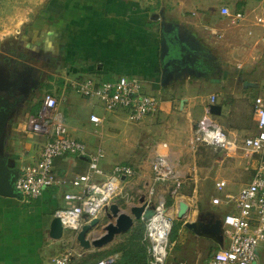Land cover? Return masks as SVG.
<instances>
[{
  "label": "crops",
  "instance_id": "0c3cea01",
  "mask_svg": "<svg viewBox=\"0 0 264 264\" xmlns=\"http://www.w3.org/2000/svg\"><path fill=\"white\" fill-rule=\"evenodd\" d=\"M22 3L21 7L16 8L15 12L10 10V8L0 6V17H16L19 18L18 21L25 24L31 16H35L37 19L34 25H42L45 28L43 30L44 34H47L48 37L51 35L56 38V43L59 45L55 43L57 45L55 46L58 50L60 47L62 48L60 43L63 42V39L67 43L64 55L67 57L66 60L69 61V64L62 60L58 64L56 72L62 77L60 80L63 81L64 88L69 89L70 92L67 95H65V90H60L62 93L58 92L60 96L58 114L65 121L69 136L82 140L87 144L88 154H64L56 157L53 171L58 178L64 179L66 182L48 187L38 198L33 199L24 196L23 199H18L0 196V264H51V258L61 253L60 245L65 238V233L61 238L52 237L50 235V223L55 217L56 210L67 205L64 198L65 193L79 191L78 188L73 187L70 181L78 175L89 171L88 156L90 153H94L99 146L104 148L105 158L103 157L104 161L103 165H101L106 171H110L118 163L133 166L124 162L131 158L141 161V163L136 164L141 171V175L138 174V176L143 175L146 176L145 178L150 179L153 174L151 164L147 161L150 156L146 157L147 155L144 154L143 150L140 151V154H136L139 153L138 150L136 152L137 147L133 151L134 156H131L133 153H130V148L132 149L133 146L138 145L140 136L143 133H147V129L153 128V125L149 124L156 117H162L166 120L172 113H175V100L177 98L179 99V110H184L187 115L201 114L202 116L204 107L213 94L217 96L215 104L222 106L221 113L225 108L216 92L209 93L205 99L197 100L194 95H184L179 86L174 85L176 79L171 73L175 70L182 71L181 76L185 78L194 79L193 77H196L199 79L202 75V73L189 74L187 72L188 68H186L194 65L197 67L196 61L193 62L191 59L186 58L187 55H191L192 58L196 59V47L198 46L192 44L196 41L193 38L200 36L203 39L204 37L205 41L210 43V48L220 45L223 35L229 32H223L222 23L224 20H219L218 17L232 21L231 17L223 16L220 13L222 6H228L232 13L242 12L244 14L238 25L242 26L235 28V31L233 30L237 37L240 35L243 39H248L249 41L254 40V38L264 40L263 35L260 33L261 29H264V23L258 21V17L264 18V0H32V3L31 0H23ZM162 10H164V14L160 13V15L161 18H164V22L159 28L160 18L155 13L158 14ZM61 14L64 15L63 18ZM58 16L60 18H57ZM106 16L117 18L118 22H122L124 18L127 20V23L123 26L125 31V27H128L126 32L129 34L123 40L124 42L128 39L127 50L129 58L125 61L127 64L123 62L117 65L114 62L113 65H108L99 59L83 58V53H79L82 48L87 47V45L84 46L80 42L79 38L83 36H80V34L79 36L76 35L77 37L73 42L69 41L71 35L69 31L70 25L102 23ZM161 21L163 20L161 19ZM50 23L57 25L50 28ZM4 24L7 27L10 26L9 23ZM169 25L176 26L170 27ZM202 26L204 29H209L203 30ZM87 27L83 26V30H87ZM201 28L203 32L200 30ZM78 32L83 31L80 30ZM64 36L67 39L62 38ZM164 37L168 44V54L164 59L165 61L161 59V41ZM192 51L194 53L190 54ZM80 60L85 62L84 65H82L83 62L81 61V65L77 63L80 67H76L74 64ZM166 62H168V68L165 70L164 65ZM95 65L99 66L95 68ZM234 65L242 69L244 62L240 60L234 62ZM68 69H70L69 72H67ZM121 70L140 76L152 90L158 91L161 104L160 111L157 114L150 115L143 121L133 122L128 119L123 109L113 112L105 111L97 101L84 98L69 87H65L64 84L65 80L74 78V76L84 78L92 75L101 79H106V77L111 79L124 75L118 73ZM225 74L226 72L223 71L219 78L212 76L209 79L211 82H220L224 79ZM214 84H217L216 86L220 85V83H212V85ZM191 89L193 91V88ZM262 92L264 90L260 93ZM40 105L41 103L37 108L25 105L11 120L7 131L5 150L9 156L15 158L16 166L19 170L25 164L33 163L40 159L47 140L46 136L32 131L28 126L29 116L36 114ZM92 113L100 115L103 118L102 123L95 124L92 122L90 120ZM140 129L143 130L141 131ZM238 131V129L233 128L230 130V134L237 135L239 134ZM243 137L239 136V138ZM175 149L174 153L177 152ZM157 150L166 152L167 149H163L159 143L151 155V161ZM168 152L171 155L170 149ZM257 155H259V158L256 157ZM137 156L138 158H136ZM262 157L260 153L253 154L251 158L242 157L245 169H251L250 179L255 166ZM173 163L175 166V161ZM189 166L188 169L191 170ZM133 167L135 168V166ZM131 180L124 183V188L117 196L116 202L121 199L123 200L121 204L132 205L129 188H126ZM226 182L227 185L224 190L218 191V196H222L224 192L236 194L246 184L239 183L237 187L231 186L230 188L228 181ZM60 194H63L65 203L63 206L59 198ZM190 202L191 205L188 204L190 208L191 206L193 208L194 220H197V218L199 220V207L194 204L195 201L192 200ZM226 206L228 208L227 212L232 210V205L227 204ZM203 217L207 218V216ZM209 218L208 216L207 220ZM179 264L186 263L181 262Z\"/></svg>",
  "mask_w": 264,
  "mask_h": 264
},
{
  "label": "rangeland",
  "instance_id": "374dc122",
  "mask_svg": "<svg viewBox=\"0 0 264 264\" xmlns=\"http://www.w3.org/2000/svg\"><path fill=\"white\" fill-rule=\"evenodd\" d=\"M22 1L0 0V6L10 8V10L15 12L16 8L21 7L23 4ZM160 13L164 14V10L158 14L155 13L160 18L159 28L164 22V18H161ZM63 16L61 14L62 18ZM57 18H60V16ZM36 19L35 16H31L28 20L29 23L22 24V22L18 21L19 18L16 17H0V74L2 70L6 74L10 72L8 65L12 60H15V74L26 71L25 78L29 80L31 85H35L31 88L36 89L30 93L27 100H25L26 102L24 101L25 105L31 107L38 106L42 102L43 94L47 90L56 89L59 93H62L60 90H65V95L70 92L69 89L64 88L63 81L60 80L62 77L56 72V68L62 60H65L69 64V61L66 60L67 57L64 55L67 43L63 39L60 46L64 49L60 47L58 50L56 48V44H58L56 43V38L51 35L48 37L47 34H44L43 30L45 28L42 25L35 26ZM218 19L224 20L222 23V27L224 28L223 32H229L223 35L220 45L211 47L213 48L211 49L210 43L205 41L204 37L203 39L200 36L193 38L196 41L192 44L199 48L196 47V59L192 58L191 60L197 62V67L194 65L186 68H188L187 72L189 74L202 73L200 78H185L181 76L183 72H179L178 70H175L171 75L176 79L174 85L179 86L184 95H194V98L197 100L205 99L209 93L216 92L220 97L221 103L225 105V108L222 110L220 116H215V119L225 127L227 132L230 133L231 129L236 128V130H239L237 136L243 137L253 134L256 131L253 120V103L254 98L264 90V40L254 38V40L249 41L239 35L238 41V37L234 34L233 30L235 31V28L242 26H238L240 22L235 23L229 19L225 20L222 17H218ZM103 21L97 24L84 23L70 25L69 31L71 35L69 41L73 42L80 34V36H83L79 38L81 44L83 43L82 45L84 46L87 45V47L82 48L79 52L80 54L83 53V58L91 57L99 59L108 65H113L114 62L120 65L129 58V52L127 50L128 39L123 42L125 37L129 35L126 32L128 31V27H125L126 31L123 29L127 20L124 18L122 22H118L117 18L106 16ZM4 23H9L10 26L7 27ZM50 25V28H52L57 24L50 23ZM83 26H88V29L83 30ZM208 29H204L203 27V30ZM80 30L83 32H78ZM200 30L203 32L202 28ZM260 33L264 38V29H261ZM62 38L67 39L66 36ZM5 58H8V61H5ZM240 60L244 62L242 69L234 65V62ZM81 61L73 64L76 67H80ZM82 62V65H84L85 62ZM99 65H95V68ZM164 68L166 70L168 65L165 64ZM69 71L70 69L67 70V72ZM223 71L226 74L222 81L219 79L220 82H211L210 77L216 76L219 78ZM118 73L134 75L125 70H121ZM138 77L141 78L140 76ZM74 78L81 79L77 76H74ZM178 78L179 80H177ZM141 80L143 89L146 92L153 93L158 98L160 97L157 90H152L147 83L145 84L142 78ZM212 83H220V85L216 86L217 84L212 85ZM191 88H193V91ZM200 94L202 95L198 96ZM175 101V113H172L166 120L162 117H156L149 124L153 125V128L144 129L147 133H143L140 136L138 145L133 146L132 149L130 148V153H133L136 147V152L137 150L139 151L136 154H140V151L143 150L144 154L147 155L146 157L150 156L147 161L151 164V155L154 153L156 147L159 143L166 141L171 152V158L175 161V170L177 175L181 176L182 182L179 186L171 181L157 184L155 186V195H163L167 207L174 204L176 196L184 197L189 203L192 200L195 201L194 204L199 207V220L204 219L207 221L208 215H205V213L208 209H210L209 212L215 215V218H223L228 211L227 204L221 203L214 206L212 202L214 196H218L216 182L226 180L230 188L231 186L237 187L239 183L244 184L248 182L251 169H245L242 158L244 154L241 149H238L235 153L228 154L226 150H221L214 146L197 145L194 143L195 125L202 116L201 114L187 115V112L184 110H179V99L177 98ZM98 112L101 113L100 111ZM174 148L177 150L175 153L173 152ZM131 156H134V153ZM256 157L259 158V155ZM104 158L100 162L102 165ZM124 162L132 164L136 168L137 174L128 183L129 185L126 188H129L130 194H128L132 197V205L138 204L139 198L148 194L153 181V174L151 176L152 180L151 178H145L146 176L143 175L139 177L138 174L141 175V171L136 164L141 163V161H136L131 158ZM188 165H190L191 170L188 169ZM175 188H178L180 195L175 196L173 192ZM59 198L63 206L65 204L63 194H60ZM169 199H171L170 205L167 204ZM118 201L115 203L119 204L123 210L130 212V204H121L123 203L121 199ZM190 216L189 219L183 218V216L177 218L176 215L174 217L175 220L173 221L170 238L172 245L169 251L168 264H179L181 262H185L186 264H203L211 258L212 254L221 245L225 246L228 242V231H230V227L226 225L222 227V235L225 237V240L220 245L217 240L205 235H198L195 230L188 229L185 226V222L195 219V215L191 214ZM203 216H207V218ZM99 218L100 223L93 227L89 233L91 237L101 236L105 232L104 226L110 221L105 211L100 214ZM145 226L146 223L142 219H135L133 226L128 231L115 235L112 241L101 248L91 247L89 249H84L79 244L77 238H72L73 232L71 230L66 231L65 238L61 241L60 251L63 252L69 248L73 253L77 252L73 256L71 264H91L100 257L117 252L123 255L124 250H127V248L133 249V246L137 248L141 246L139 237H141L140 234L142 232L144 233ZM257 254L258 264H264V240L260 242L257 248Z\"/></svg>",
  "mask_w": 264,
  "mask_h": 264
},
{
  "label": "built area",
  "instance_id": "2783aa9c",
  "mask_svg": "<svg viewBox=\"0 0 264 264\" xmlns=\"http://www.w3.org/2000/svg\"><path fill=\"white\" fill-rule=\"evenodd\" d=\"M220 13L231 17L233 22H239L244 17L242 12L232 13L228 6H222ZM258 21L264 23V18L258 17ZM64 84L84 98L97 101L105 111L123 109L128 119L133 122H140L160 111V99L154 94L147 93L143 89L141 78L135 75H119L112 80L90 75L81 79L68 78ZM59 99L56 89L47 90L36 114L28 118L29 128L47 137L40 159L25 164L15 182L16 188L28 198H38L48 187L66 182L58 178L53 171L56 157L64 154H88V146L84 141L69 136L67 125L58 114ZM216 102L217 96L211 95L204 107V114L195 125L193 142L197 145L215 146L226 150L228 154L241 149L245 158H251L256 153L263 156L264 92L254 98L253 115L256 131L243 138L227 132L215 119L211 105ZM90 120L100 124L103 118L92 113ZM160 146L167 150L166 152L157 150L151 161L153 181L145 196L149 206H154V214L147 220L142 219L146 223L142 243L146 249L147 264H168L174 217L176 215L179 218L177 214L181 202L189 203L184 197L176 196L180 195L178 188L173 190L177 198L175 197L174 204L170 207L166 206L163 196L155 195L157 184L171 181L179 186L182 182L168 152V144L161 142ZM104 155V148L101 146L97 147L94 153H90L89 171L70 181L79 191L65 193L67 205L55 212V217L62 223L63 234L71 230L74 239L85 224L99 217L107 207L116 202L124 183L136 175L133 166L121 163L106 171L100 164ZM226 185V180L216 182V188L220 192ZM212 202L216 205L221 203L232 205V210L221 218L222 227L226 225L230 227V231L227 244L220 246L203 264H258L257 248L264 240V158L257 163L252 178L238 193L224 192L222 196H214ZM169 208L173 209V213L164 211ZM192 210V206L189 209L187 207L183 212V218L189 219ZM75 254L77 252L73 253L68 248L54 255L51 264H71ZM121 256L119 252L112 253L95 260L92 264H118Z\"/></svg>",
  "mask_w": 264,
  "mask_h": 264
},
{
  "label": "water",
  "instance_id": "95a60500",
  "mask_svg": "<svg viewBox=\"0 0 264 264\" xmlns=\"http://www.w3.org/2000/svg\"><path fill=\"white\" fill-rule=\"evenodd\" d=\"M167 54L168 44L164 37L161 41V59L163 61H165L164 59ZM167 63L165 64L168 65ZM7 88V86H0V196L23 199L24 195L15 186L20 170L16 166L15 158L9 156L5 150L6 136L10 122L22 108H15V102L13 100L15 99V92L9 95L11 92ZM10 88H15V86ZM221 109L222 106L220 104L211 105V112L214 115H220ZM180 207L181 211L185 212L187 210L186 202H181ZM105 212L110 221L104 226L105 232L101 236L91 237L89 235L93 227L100 223L99 217L85 224L78 233L77 239L84 249L91 247L101 248L112 241L115 235L128 231L133 226L135 219H149L154 214V206H149L146 197L141 196L138 204L130 206V212L123 210L115 202L107 207ZM206 215L210 217L208 227H202L203 224L198 218L197 220L186 221L185 226L190 230H195L198 235H205L217 240L221 245L224 241L222 235V220L221 218H215V215L211 212H207ZM50 235L55 238H61L63 236V226L57 217H54L50 223Z\"/></svg>",
  "mask_w": 264,
  "mask_h": 264
},
{
  "label": "flooded vegetation",
  "instance_id": "af4514ba",
  "mask_svg": "<svg viewBox=\"0 0 264 264\" xmlns=\"http://www.w3.org/2000/svg\"><path fill=\"white\" fill-rule=\"evenodd\" d=\"M193 53L194 52L192 51L190 54H193ZM186 58L192 59L191 55L190 56L187 55ZM5 61H8V58H5ZM14 62H15V60H12L10 62V64L8 65V67H10V72H8L6 74V72H3V70L1 71L2 73L0 74V86H2V87L7 86L9 88L8 91L11 92L9 95L14 94L13 92H15V94H14L15 99H13L15 102V108L16 109H18V108L23 109L25 107V102H26L25 100H27V97H29L30 93L32 91L34 92L36 89L31 88L35 85H33V84L31 85L29 83V80H27L25 78L26 71H22L18 74H15V71H14L15 63ZM29 75H30V73H29ZM14 86H15V88H12V89L10 88V87H14ZM201 222L203 224L202 227L203 226L208 227V225H209L208 220L206 221V220L202 219Z\"/></svg>",
  "mask_w": 264,
  "mask_h": 264
},
{
  "label": "trees",
  "instance_id": "16d2710c",
  "mask_svg": "<svg viewBox=\"0 0 264 264\" xmlns=\"http://www.w3.org/2000/svg\"><path fill=\"white\" fill-rule=\"evenodd\" d=\"M112 79L113 78L110 79L109 77H106L105 80H112ZM38 106H35V108H37ZM167 204L168 205L171 204V199H169ZM140 231H142V230H140ZM143 234L144 233L142 232V234H140L141 237H139L141 246H139L138 248L133 246V249L127 248V250H124L123 255L121 256L118 264H147L146 249L142 243ZM136 239H137V237H136ZM100 258H103V257H100ZM100 258H98V259H100Z\"/></svg>",
  "mask_w": 264,
  "mask_h": 264
},
{
  "label": "bare ground",
  "instance_id": "6f19581e",
  "mask_svg": "<svg viewBox=\"0 0 264 264\" xmlns=\"http://www.w3.org/2000/svg\"><path fill=\"white\" fill-rule=\"evenodd\" d=\"M186 202V201H185ZM187 204V207H188V209L190 208V205L188 204V203H186ZM164 211L165 212H168V213H173V209L172 208H169V209H164ZM179 217H181V216H183L184 214H183V212L180 210V209H178V214H177Z\"/></svg>",
  "mask_w": 264,
  "mask_h": 264
}]
</instances>
